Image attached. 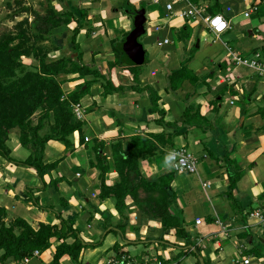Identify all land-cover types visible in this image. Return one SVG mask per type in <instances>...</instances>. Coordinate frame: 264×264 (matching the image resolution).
I'll list each match as a JSON object with an SVG mask.
<instances>
[{
    "label": "crops",
    "instance_id": "crops-1",
    "mask_svg": "<svg viewBox=\"0 0 264 264\" xmlns=\"http://www.w3.org/2000/svg\"><path fill=\"white\" fill-rule=\"evenodd\" d=\"M113 1L115 7L108 8L101 4V0H97L96 9L99 25L105 24V32L112 30L115 36L105 42L100 35L84 29L78 37L84 52V63L101 69L105 74L109 72L108 63L116 58L111 39H122L119 36L121 32L123 35L132 31V23L129 28L124 23L125 18L132 17L133 12H129V8L133 6L135 10H139L145 3L143 0L135 3L128 0L127 7L126 0ZM191 1L204 9L203 16L212 15L209 11L211 6L206 0ZM225 1L224 7L218 8V11L228 22L229 29L224 34L216 35L202 21L214 34V46H210L207 54H204L206 64L202 61L192 71L188 70L186 64H180L181 56L175 49L172 53L165 49L173 44L171 33L175 29L190 48H199L200 41L196 43L192 39L193 34L191 32L189 35L187 26L200 18L165 17L167 23L156 26L157 46L164 55L152 54L155 67L148 75L141 71L140 87H149L158 94V107L165 111V122L170 125L164 126L156 122L160 115L154 112L155 103L148 92L130 90L125 94L104 96L99 82L91 86L90 92L79 103L72 105L73 111L79 105L82 113L81 119L75 118L84 123V143L81 142L79 132H75L73 136L72 151H67L60 142H49L46 160L49 164L57 162V166L50 175L45 176V185L33 170L11 164L0 157V207L7 211L9 218H22L35 229L41 223L60 225L59 216L65 220H75V228L80 231L85 242L102 243L100 247L84 252L85 264H104L115 255L112 250L115 244H119L121 251L132 257L146 256L147 260H151L152 257L159 256L164 260H173L179 250L156 243L162 230L154 222H143L139 235L128 231L127 241H123L120 235L108 234L118 224L119 215L113 200L101 202L98 198V171L90 166L94 153L88 146L94 139L103 141L104 152L111 161L112 145L118 140L165 132L173 142L170 152L185 149L195 158L197 167L200 166V170L197 169L194 174L177 173L182 178L175 177L172 189L177 196V208L183 213L186 222L192 224L190 227L193 233L199 236L203 257L211 260V264H243L242 260L246 259L243 252L254 249L257 243L254 233L262 230L250 228V235L247 238L244 236L246 229L240 220V214L231 207L226 193L229 189L228 171H235L237 166L244 172L235 190V196L242 207L249 209L260 205L259 197L264 194V61L259 58L262 71L249 64L252 60H257L255 55H261L264 46V0ZM110 11L113 16L109 19L107 15ZM248 12L249 16H246ZM95 19L94 15V26L97 24ZM173 19L176 21L169 24ZM184 27L186 28L182 32ZM86 32L89 33L87 36ZM242 32L246 36L239 38ZM90 39L91 46L86 50L84 45L89 44ZM164 40L169 42L163 43ZM120 41L121 44L124 43ZM105 51L110 52L108 59L102 57ZM234 58L247 60L248 63H238ZM146 59L148 63L147 53ZM192 59L188 60L189 64ZM162 66L166 67L165 74L160 73ZM119 68L112 71L116 85L126 88L135 86L136 82L131 75L127 71L118 73ZM175 71L182 72L169 81V75ZM159 74L162 75L159 77ZM67 78L69 80L62 86L65 95L94 79L80 78L78 75ZM187 109H190V113L185 117ZM9 147L12 157L19 161H25L30 154L18 139L14 138L9 142ZM48 148L52 150L50 158ZM77 156L81 160L78 170L77 166L76 169L73 166L78 163ZM163 157L157 162L151 159V165L154 166L151 168L157 170L163 166ZM116 179L117 173L114 170L107 179V184L112 185ZM53 180L59 181L54 185ZM27 187L33 190L40 206H35L29 200ZM208 217L216 222H207ZM197 219L203 221L199 226L195 224ZM106 224L113 226L106 230ZM147 238L152 240L148 241ZM52 242L51 249L27 264H49L57 244L56 240ZM171 242L184 245L176 237ZM141 245L143 249L139 247L140 253H131V249L137 250ZM188 260L195 259L190 257ZM258 261L263 262L261 259ZM62 264H71L69 257L63 258Z\"/></svg>",
    "mask_w": 264,
    "mask_h": 264
},
{
    "label": "trees",
    "instance_id": "trees-1",
    "mask_svg": "<svg viewBox=\"0 0 264 264\" xmlns=\"http://www.w3.org/2000/svg\"><path fill=\"white\" fill-rule=\"evenodd\" d=\"M58 1L63 5L64 11L58 12L52 6L48 10L52 11L53 17L52 15L39 17L35 14L36 19L32 23H28V20L18 22L16 33L9 32L0 37V157L11 164L33 170L44 185L45 176L50 175L57 166V162L49 164L46 160L45 154L49 142H60L67 151H72L74 149L73 136L75 132H79L82 136L81 142L84 143L82 134L84 123L75 118L72 105L79 103L95 83H101L104 96L125 94L130 90L148 92L155 103L154 112L160 115V119L156 122L164 126L169 124V122H165V111L158 107V94L149 87H140V66H131L125 59L120 40L124 41L129 33H123L122 39H111L112 50L116 58L108 63L109 72L105 74L101 69L90 67L84 63L83 48L78 41L82 30L88 28V31L93 32L92 23L87 19L89 9L77 6V9L71 10L66 6L67 0ZM23 2L19 1V5ZM215 2L219 6L218 0ZM125 3L128 7V0ZM218 8L216 7V10H219ZM142 9H145L143 4L139 10L130 6L129 12L137 13ZM22 11L29 13L32 10L30 7L24 6ZM209 11L212 15H220L211 7ZM71 23H76V27L72 30L68 43L70 54H62L58 58L49 60L50 54L60 51V48L54 49L53 52L44 51L41 54L33 52L32 55L38 61V66L29 68L24 75L18 77V72L26 69L21 58L30 54L26 41L22 40L27 30H34L41 37L52 38L56 30ZM25 26L27 27L24 28ZM185 28L182 29V32ZM179 36L182 38L181 34ZM260 58H263L264 61V46ZM117 67L127 71L136 85L130 88L116 85L111 73ZM181 72H172L168 80L171 81L172 77ZM70 75H78L80 78L93 77L94 79L86 81L76 91L65 95L62 86L69 80L67 77ZM44 107L47 108V113L41 115L37 123H34L33 118ZM189 113L190 109H187L184 116H188ZM187 122H189L188 119ZM16 128L21 131L18 138L20 145L30 152L25 161L13 158L9 147L11 130ZM88 146L94 153V159L90 161V166L98 171V198L101 202L113 200L115 210L119 215L118 224L108 234L120 235L123 241H127L128 230L139 235L140 225L131 226L127 215V212L135 209L144 221L147 219L160 224L162 234L156 239V243L179 250L173 261L180 264L192 257L196 260V264H211V260H206L202 255L199 237L191 232L190 223L186 222L183 213L176 206L177 196L172 189V183L177 172L171 170L172 173H162L150 179L141 171L142 160L154 159L158 161L163 156L168 155L169 157V150L173 148V142L165 132L137 135L127 140H118L112 145L111 161L104 152L105 143L103 141L94 139ZM114 170L117 173V179L112 185H108L107 179ZM228 173L229 189L226 198L231 207L240 214L242 224L247 226L251 212L256 209H264V194L259 197L260 205L244 209L235 196V190L242 180L244 172L236 166L235 171L229 170ZM58 181L53 180L52 183L55 185ZM27 192L29 200L35 206H40L39 200L33 195V190L27 187ZM142 193H144V197ZM58 218L60 225L41 223L35 229L22 218H9L7 211L0 207V264H27V260L35 258L33 257L35 251L41 255L51 249L52 240H56L57 244L49 264H62L65 257H69L71 264H84L82 259L84 252L98 248L102 243L85 242L80 231L75 228V220H65L61 216ZM207 222L214 223L216 220L208 217ZM105 226L107 230L109 226L113 225L106 224ZM245 229L244 236L247 238L250 235V228L245 227ZM170 232H174L173 235L182 240L184 245L166 241L164 236ZM112 250L115 251L114 257L112 256L113 260L119 261L121 264H127L132 260L139 261L136 259L137 257L122 252L119 244H115ZM250 256L258 260L264 259V245L261 244L259 247L243 252L244 258ZM161 261L169 262L164 259Z\"/></svg>",
    "mask_w": 264,
    "mask_h": 264
},
{
    "label": "rangeland",
    "instance_id": "rangeland-1",
    "mask_svg": "<svg viewBox=\"0 0 264 264\" xmlns=\"http://www.w3.org/2000/svg\"><path fill=\"white\" fill-rule=\"evenodd\" d=\"M19 1H24V2H23V4L19 5ZM135 1H137V0H131L132 3H135ZM143 1H145V3H143V5H144L145 10H146V23H145L146 33H145V35L140 37L139 42L144 46V48L146 50L148 63L141 65L139 68L141 69V71L144 75H148L151 72V70H153L155 67V64L152 60V54L153 53L155 55H157L158 53L161 55L163 54L157 46L158 35L155 33L156 26L158 24L159 25L166 24L167 22H165V21H167V20L165 18L166 16L164 15V5L163 4L162 5L153 4L152 0H143ZM206 2L216 12H219L218 10H216V7L223 8L224 4H226V1L224 2V0H221L220 2H218L219 6L216 5L217 2H215V0H206ZM97 4H98L97 0H93L91 2H90V0H89V2H86V1L84 2V0H67V2H66V6L71 8V10L77 9V6H81L83 8L89 9L88 18H87L88 21H91V23H93L92 19H94V15L96 16L95 21L97 24H95V26L92 24L93 32H95L96 35H100L102 37V40H104L105 42L106 41L109 42L110 38L115 36V33L112 30H110V32H105L107 29L105 24L99 25V22H98L99 18H97L98 12L96 9V8H98ZM101 4L106 5L108 8L115 7L114 6L115 3L113 0H111V1L101 0ZM8 5H10V6H8ZM24 6L30 7L32 11L29 13L23 12L22 7H24ZM52 6L58 12H62L65 10L63 8V5L58 0H0V37L2 35H7V33H9V32L16 33L17 32L16 31L17 30L16 25L18 22L28 20V23H32L33 20L35 21L36 16H38V15H39V17L46 16V15H49V16L52 15V17H53L54 15L51 14L52 11L48 10ZM121 13L123 14V12H121ZM35 14H37V15L35 16ZM134 15L132 13V17L129 16V17L125 18V20H124L125 26L128 28L130 27L129 26L130 23H132L131 30L133 28V19H134L133 17H134ZM107 16L110 19L113 16L112 11H110L109 15H107ZM91 17H93V18H91ZM175 21L176 20L173 19L172 21H169V24H173ZM26 27L27 26H25L24 28H26ZM75 27H76V23H71L68 25V27L64 26V27L56 30L55 35L52 38H49L48 36L41 37L39 34H36V32L34 30H31V31L27 30V32L23 35L22 40L26 41V46H28V50H29V51L28 50L27 51L30 52V54L27 56H23L21 58V62L24 64V66H26V69L22 70L21 72H18V77L24 75V73L27 70H29V68H32V67L34 68V66L35 67L38 66V61L32 55L33 52H35L36 54H41V53H44V51H52L53 52V51H55L54 49L60 48V51L53 52L50 54L51 58L49 57V60L54 59V58H58L62 54H70V51H69L70 49H69L68 43H69L71 32ZM68 28H70V29L68 30ZM187 29H188L189 35L192 32V34H193L192 39L195 40L196 43L198 41H200V47L199 48H196V47L190 48L188 43L186 41H183L179 37V35L177 34V29H175L171 33V39L173 41V44L170 46H167L165 51L168 49V50H170V53H172V52H174V49H175L176 52H178V54L181 56L180 57V59H181L180 64H184V65L186 64L188 67V70H191V69L197 67L202 61L205 62V55L204 54H207L210 46H214V44H213L214 34H212L207 29V27L203 25V23L200 19H197L195 21H191V23L187 26ZM85 30L88 31L87 28ZM104 32H105V34H104ZM237 32H238V29L236 28L235 33H237ZM86 36H87V32H86ZM119 36L122 37V32H121V34H119ZM244 36H246V33L242 32L241 35L238 37L241 38ZM238 39H236V40H238ZM91 41L92 40L90 39L89 44L84 45V47H86L85 48L86 50L91 46L90 45ZM196 43H195V45H196ZM108 53H110V52L109 51L103 52L102 57H104V59H108L110 57V55H108ZM168 55L171 56L170 54H168ZM191 58H193V59L191 61V64H189L188 60ZM205 64H206V62H205ZM122 71L124 72V69H120V68L117 69L118 73L122 72ZM166 72H167L166 67L162 66V68L160 69V73L165 74ZM161 75L162 74H159V77ZM111 76H112V73H111ZM63 77H65V76H63ZM63 77H61V79H63ZM12 81H15V80H12ZM4 83H7V81H4ZM44 113H47L46 107H44L43 109H40L37 112V115L33 118L34 123H37L38 118L41 117V115H44ZM73 114H74V111H73ZM20 132L21 131L18 128L11 130L10 139L8 142H12V140L14 138L18 139L20 136ZM18 141H19V139H18ZM61 146L65 148V146L63 144H61ZM189 151H190V149H189ZM51 152H52L51 148H48V151H47V154L49 155L48 158H50ZM78 159H79L78 163L76 165H73L74 169L77 168V170L80 168V161H81L80 157H78ZM151 163L153 165V162L151 159H148L147 161L146 160L141 161V167H142L141 171L146 175L147 178L151 179L152 177H154L156 175H160L162 173H164V174L165 173H172V171H171L172 166H171L168 155L163 157V160H162L163 166L159 167L157 170L151 168V167H154L151 165ZM75 166H77V167L75 168ZM197 169L200 170V166H198ZM179 176L180 175H178L177 177L182 178ZM142 196L144 197V193H142ZM127 215L129 217L128 220H129V224H131V226H139L140 225L139 233L141 232V230L143 228V225H144L143 222H145V224H146L147 222L150 221V222H154L160 226V224L158 222H155L152 220L146 219L144 221L142 219L141 215L139 214V212L136 211L135 209H132L131 212H129V213L127 212ZM190 226H192V224L189 225V228L191 229ZM128 231H131V230H128ZM131 232H133V231H131ZM191 232H193L192 229H191ZM173 234H174V232H170L169 234L164 236L165 240L171 242L173 237H175ZM197 237H199V236H197ZM254 237H255V240L257 241L255 247H259L261 244L264 245V233L262 231L258 232L257 234L254 233ZM259 237H260V239H259ZM139 247L141 249H143V245H141V246H138L137 250L131 249V253L135 254V255H136V253H140L141 251H139L140 250ZM113 257H114V255H113ZM248 258L252 260L253 264L254 263L255 264H264V259H261V261H263V262H260V261H258L257 258H254L253 256H250ZM82 259H83L84 264H85V258L82 257ZM136 259H143V260L142 261H133V260L129 261L127 259V261H129L128 263H130V264H178V262H175L173 260H168L169 262L163 263L161 261L162 258L159 256L152 257L151 260H147L148 258H146V256H144V257L138 256ZM109 260H113V258L108 259L104 264H108ZM180 264H196V260H188L187 259L184 261V263H180Z\"/></svg>",
    "mask_w": 264,
    "mask_h": 264
},
{
    "label": "built area",
    "instance_id": "built-area-1",
    "mask_svg": "<svg viewBox=\"0 0 264 264\" xmlns=\"http://www.w3.org/2000/svg\"><path fill=\"white\" fill-rule=\"evenodd\" d=\"M153 4L164 5V15L166 17L178 16L182 19H197L200 18L204 21L208 28L216 35L224 34L229 29V24L222 15H209L208 17L203 16L204 9L195 5L191 0H152ZM249 16V12L246 13ZM168 40H164L163 43H168ZM257 60H252L249 64L256 67L259 71H262V64L259 63L260 55H255ZM238 63L247 64V60L241 58H234ZM74 115L77 119L82 118L79 105L74 110ZM169 160L172 166V170L177 173L194 174L197 172V161L195 158L188 153L185 149L173 150L169 154ZM201 219L196 220V225L202 224ZM218 223V222H217ZM219 224V223H218ZM256 228L262 230L264 233V209H256L249 215L247 226L244 228ZM40 253L35 251L33 257H39ZM30 260H27L29 263ZM108 264H121L119 261L109 260ZM243 264H251V260L246 258L242 260ZM130 264V263H127Z\"/></svg>",
    "mask_w": 264,
    "mask_h": 264
},
{
    "label": "water",
    "instance_id": "water-1",
    "mask_svg": "<svg viewBox=\"0 0 264 264\" xmlns=\"http://www.w3.org/2000/svg\"><path fill=\"white\" fill-rule=\"evenodd\" d=\"M133 18V29L122 44V51L128 64L141 66L147 62L146 51L139 42L140 37L146 33V10H140Z\"/></svg>",
    "mask_w": 264,
    "mask_h": 264
}]
</instances>
